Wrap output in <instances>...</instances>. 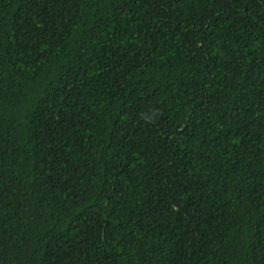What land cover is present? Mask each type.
Instances as JSON below:
<instances>
[{"label": "trees", "instance_id": "trees-1", "mask_svg": "<svg viewBox=\"0 0 264 264\" xmlns=\"http://www.w3.org/2000/svg\"><path fill=\"white\" fill-rule=\"evenodd\" d=\"M0 264H264V0H0Z\"/></svg>", "mask_w": 264, "mask_h": 264}]
</instances>
